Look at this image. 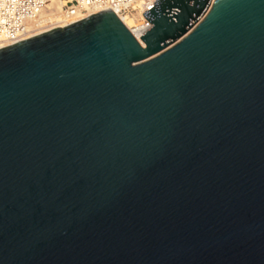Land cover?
<instances>
[{
	"label": "water",
	"instance_id": "95a60500",
	"mask_svg": "<svg viewBox=\"0 0 264 264\" xmlns=\"http://www.w3.org/2000/svg\"><path fill=\"white\" fill-rule=\"evenodd\" d=\"M209 2L0 49V264H264V0Z\"/></svg>",
	"mask_w": 264,
	"mask_h": 264
},
{
	"label": "built area",
	"instance_id": "2783aa9c",
	"mask_svg": "<svg viewBox=\"0 0 264 264\" xmlns=\"http://www.w3.org/2000/svg\"><path fill=\"white\" fill-rule=\"evenodd\" d=\"M156 0H0V43L7 47L30 39L38 27L36 21L47 7L63 2V27L79 22L91 15L110 10L117 18L136 19L132 30L127 29L140 43V37L152 28L143 15L154 7ZM205 13L196 21L202 20ZM120 20V19H119ZM195 24V25H196ZM140 40V41H139ZM141 44V43H140Z\"/></svg>",
	"mask_w": 264,
	"mask_h": 264
},
{
	"label": "bare ground",
	"instance_id": "6f19581e",
	"mask_svg": "<svg viewBox=\"0 0 264 264\" xmlns=\"http://www.w3.org/2000/svg\"><path fill=\"white\" fill-rule=\"evenodd\" d=\"M214 1L215 0H210L205 12L211 7ZM63 6H64L63 2H59V3L55 2V3L50 4L47 7V10L43 11L41 15L39 16L38 20L36 21V24L38 27L37 31L34 34L30 35L29 37L32 38L37 35L51 31L53 29H58V28L63 27L64 24L61 23ZM119 19L123 23V25L127 29H130V30H132L133 25L136 24V21H135L136 19L131 18V17H127V18L120 17ZM140 43L141 45H143L141 41ZM5 47H7L5 44L0 43V49L5 48Z\"/></svg>",
	"mask_w": 264,
	"mask_h": 264
}]
</instances>
